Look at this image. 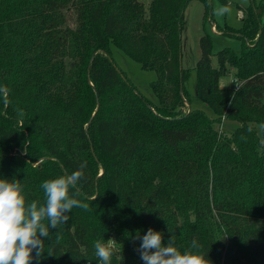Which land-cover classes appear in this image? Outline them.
Returning <instances> with one entry per match:
<instances>
[{"label": "trees", "instance_id": "1", "mask_svg": "<svg viewBox=\"0 0 264 264\" xmlns=\"http://www.w3.org/2000/svg\"><path fill=\"white\" fill-rule=\"evenodd\" d=\"M189 1L0 0V178L42 204L43 181L81 170L70 195L87 205L49 229L32 264H99L94 243L108 239L112 264H143L136 237L148 228L210 264H264V3L240 8L239 29H221L241 48H220L217 67L211 37L199 38L196 95L209 116L184 86ZM200 1L211 19V0ZM110 44L155 72L157 102ZM228 68L233 88L219 85ZM222 119L236 122L230 135L215 126Z\"/></svg>", "mask_w": 264, "mask_h": 264}, {"label": "clouds", "instance_id": "2", "mask_svg": "<svg viewBox=\"0 0 264 264\" xmlns=\"http://www.w3.org/2000/svg\"><path fill=\"white\" fill-rule=\"evenodd\" d=\"M82 178V171L76 170L43 181L42 204L26 201L19 180L0 178V264H32L33 250L39 261L45 253L44 239L49 237V229L55 230L67 222V213L74 207H87L70 195V189ZM136 238L141 241L136 251L143 264H210L207 256L199 251L181 252L173 237L165 245L163 234L152 228H148L143 236L138 233ZM115 242L114 239L95 241L94 252L99 264H112ZM191 247L199 246L193 242ZM47 253L52 255L51 250Z\"/></svg>", "mask_w": 264, "mask_h": 264}, {"label": "rangeland", "instance_id": "3", "mask_svg": "<svg viewBox=\"0 0 264 264\" xmlns=\"http://www.w3.org/2000/svg\"><path fill=\"white\" fill-rule=\"evenodd\" d=\"M145 9L150 0H140ZM252 0H227L226 4L219 0H211L210 16L211 19H203V4L200 0H190L184 9V21L181 31V65L184 68H190V75L185 81L184 86L190 97V107L203 110L207 115L214 116L213 111L206 106L196 95V72L194 66L200 56L199 38L207 33L212 39L211 65L217 67L216 52L223 47H230L236 53L240 52L241 41L222 31L239 29L241 26V7L248 5ZM255 3L264 0H253ZM222 9H227L222 12ZM209 15V14H208ZM214 22L215 30H211V24ZM71 24V22H69ZM231 27V28H228ZM251 42V40L249 41ZM110 54L117 67L127 76L136 89L152 102H157L154 93L151 90V83L155 79V72L142 69L140 64L128 57L121 49L114 44H110ZM219 85L222 87L233 88L236 85L234 70L228 68L226 74L219 77ZM188 104H185V110ZM235 121L222 119L215 126L219 131L230 135L236 126ZM260 131V127H257Z\"/></svg>", "mask_w": 264, "mask_h": 264}, {"label": "built area", "instance_id": "4", "mask_svg": "<svg viewBox=\"0 0 264 264\" xmlns=\"http://www.w3.org/2000/svg\"><path fill=\"white\" fill-rule=\"evenodd\" d=\"M211 30H215L214 24H211Z\"/></svg>", "mask_w": 264, "mask_h": 264}, {"label": "crops", "instance_id": "5", "mask_svg": "<svg viewBox=\"0 0 264 264\" xmlns=\"http://www.w3.org/2000/svg\"><path fill=\"white\" fill-rule=\"evenodd\" d=\"M241 16H242V12H241ZM213 23V22H212Z\"/></svg>", "mask_w": 264, "mask_h": 264}]
</instances>
